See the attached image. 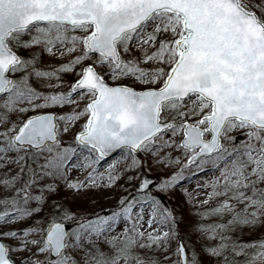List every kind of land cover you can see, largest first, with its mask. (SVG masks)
Returning a JSON list of instances; mask_svg holds the SVG:
<instances>
[{
	"label": "snow or ice",
	"instance_id": "1",
	"mask_svg": "<svg viewBox=\"0 0 264 264\" xmlns=\"http://www.w3.org/2000/svg\"><path fill=\"white\" fill-rule=\"evenodd\" d=\"M0 264H264V0H0Z\"/></svg>",
	"mask_w": 264,
	"mask_h": 264
},
{
	"label": "rangeland",
	"instance_id": "2",
	"mask_svg": "<svg viewBox=\"0 0 264 264\" xmlns=\"http://www.w3.org/2000/svg\"><path fill=\"white\" fill-rule=\"evenodd\" d=\"M55 63L58 64V63H60V61H55ZM63 80L65 81V90H67V84L73 81V76L70 75V74L65 75V76L63 77ZM71 107H72V106H66L65 108H63V109H58L57 111H58V112H68V111H71ZM82 122H83V121H81V123H82ZM76 127L78 128V127H79V124H77ZM65 139H67V137H65ZM102 163H104V162H102ZM100 170L103 171V170H104L103 167H101ZM151 175L156 176V175H159V173H157V172L154 171V172L151 173ZM123 183H124L123 180L120 181V184H123ZM194 186H195L194 184L188 185V187H189L190 189L193 188ZM112 192L118 194V193H119V189H118V188H117V189H113ZM113 203H114V200H112V199H110V198H108V199H101V200H100V204H101L102 206H108V205L113 204ZM24 226H25L24 224L13 225V227H24Z\"/></svg>",
	"mask_w": 264,
	"mask_h": 264
}]
</instances>
